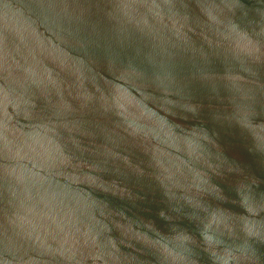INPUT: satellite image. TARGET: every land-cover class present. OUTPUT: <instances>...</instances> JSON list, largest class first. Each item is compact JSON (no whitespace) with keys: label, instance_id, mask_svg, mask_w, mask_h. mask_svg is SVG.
<instances>
[{"label":"water","instance_id":"95a60500","mask_svg":"<svg viewBox=\"0 0 264 264\" xmlns=\"http://www.w3.org/2000/svg\"><path fill=\"white\" fill-rule=\"evenodd\" d=\"M0 264H264V0H0Z\"/></svg>","mask_w":264,"mask_h":264}]
</instances>
